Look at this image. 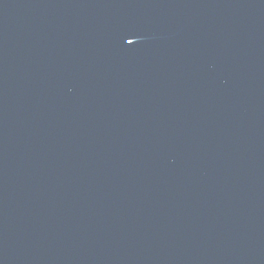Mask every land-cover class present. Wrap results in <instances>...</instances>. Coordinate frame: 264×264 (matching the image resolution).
<instances>
[{
	"label": "water",
	"instance_id": "water-1",
	"mask_svg": "<svg viewBox=\"0 0 264 264\" xmlns=\"http://www.w3.org/2000/svg\"><path fill=\"white\" fill-rule=\"evenodd\" d=\"M0 264H264V0H0Z\"/></svg>",
	"mask_w": 264,
	"mask_h": 264
},
{
	"label": "snow or ice",
	"instance_id": "snow-or-ice-1",
	"mask_svg": "<svg viewBox=\"0 0 264 264\" xmlns=\"http://www.w3.org/2000/svg\"><path fill=\"white\" fill-rule=\"evenodd\" d=\"M127 43H128V44H132L133 41H132L131 39H129V40L127 41Z\"/></svg>",
	"mask_w": 264,
	"mask_h": 264
}]
</instances>
